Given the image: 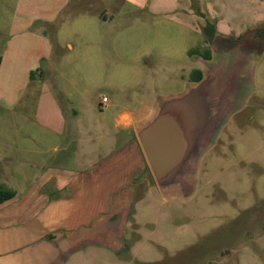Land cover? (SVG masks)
<instances>
[{"label":"rangeland","instance_id":"374dc122","mask_svg":"<svg viewBox=\"0 0 264 264\" xmlns=\"http://www.w3.org/2000/svg\"><path fill=\"white\" fill-rule=\"evenodd\" d=\"M20 1L0 0V90L21 91L26 102L13 105L0 100V162H4L0 174L9 167L8 178L31 184L38 178V134H43L38 127L42 117L38 116V82L5 76L6 69L1 66ZM194 1L196 15L204 18L195 24L197 31L179 24L182 17L178 13L164 18L123 10L107 24L93 15L74 14V19L52 36L54 43L69 41L74 49L60 54L61 63L53 61L57 70L50 79L44 74V79L57 92L69 88L74 94L71 105L77 109L84 99L89 101L93 105L91 120L98 124L102 117L98 105L104 97L114 96L122 103L130 98L141 106L147 99L184 92L193 71L204 67L205 59L199 53L190 54L193 49H210L213 54L234 47L256 56L245 105L202 156L193 198L165 200L156 189L154 200L146 206L136 201L131 207L128 236L134 230L137 236L134 233L126 243L133 249L132 264H264V37L256 35L257 30H264V22L244 27L238 34L230 30L229 37L217 31L214 44H208L204 31L205 18L210 17L207 3L202 13ZM209 20L216 26V21ZM242 35L248 38L239 46H226L225 39L238 40ZM108 41L112 44L109 48ZM110 54L116 61L103 62L100 56ZM66 99V95L61 97L68 105ZM91 135L98 137L97 144L90 145L99 148L100 132L93 130ZM43 149L54 154L51 147ZM128 257L115 259L94 243L65 264H125ZM76 259L80 260L75 263Z\"/></svg>","mask_w":264,"mask_h":264},{"label":"crops","instance_id":"0c3cea01","mask_svg":"<svg viewBox=\"0 0 264 264\" xmlns=\"http://www.w3.org/2000/svg\"><path fill=\"white\" fill-rule=\"evenodd\" d=\"M197 1L202 13L203 4L207 3L209 19L216 21L217 31L224 36L264 22V0ZM194 6V0L19 2L1 66L6 69L5 76L38 82V116H42L38 127L43 134H38V167L31 164L38 168V178H33L31 184L15 183L8 178L9 167L0 174L5 176L0 179V188L16 192L14 198L0 203V264H65L94 243L103 246L115 259L129 256L126 263H135L131 257L133 249L126 243L137 232L134 230L128 236L131 207L136 201L146 206L154 200L157 187L134 125L148 116L153 101L147 99L138 106L130 98L128 103H122L114 96L107 97L109 101L104 107L101 102L98 105L102 117L94 124L90 117L93 105L89 101L84 99L77 109L71 105L74 94L69 88L57 92L44 79V74L50 79L57 70L53 61L61 63L60 54L74 49L69 41L54 43L52 36L58 35L74 19V14L93 15L107 24L114 22L123 10L144 11L164 18L178 13L182 17L179 24L197 31L195 24L204 22V18L196 15ZM209 19L206 17L205 21ZM113 40L115 46L117 41ZM106 44L108 48L112 46L109 41ZM100 57L103 62L111 58L116 61L113 54ZM22 93L0 90V100L25 105ZM63 95L68 105L61 100ZM93 130L100 132L99 148L90 145L94 141L97 144L98 136L91 135ZM44 147H51L54 154Z\"/></svg>","mask_w":264,"mask_h":264},{"label":"water","instance_id":"95a60500","mask_svg":"<svg viewBox=\"0 0 264 264\" xmlns=\"http://www.w3.org/2000/svg\"><path fill=\"white\" fill-rule=\"evenodd\" d=\"M256 56L229 48L203 61V76L184 92L157 97L136 138L163 199L188 200L196 193L202 156L214 146L243 106L253 81Z\"/></svg>","mask_w":264,"mask_h":264},{"label":"trees","instance_id":"16d2710c","mask_svg":"<svg viewBox=\"0 0 264 264\" xmlns=\"http://www.w3.org/2000/svg\"><path fill=\"white\" fill-rule=\"evenodd\" d=\"M203 15V14H201ZM205 34L208 37V44H214V40L217 37V28L215 24H213L210 20L207 21V26L205 27ZM249 35V34H248ZM256 35H259V37H264V30H257ZM248 37L245 35L240 36L238 40H228L225 39L226 41V46L232 47L235 45H240L243 40ZM200 54L205 60H209L212 57V52L210 49H205L204 52L201 51L200 48L198 49H193L190 51V54ZM32 76H35V73L32 74ZM203 73L201 70H196L193 72L192 75V81H199L202 79ZM16 196V192L14 190L8 189V188H0V203H3L5 201H8Z\"/></svg>","mask_w":264,"mask_h":264},{"label":"built area","instance_id":"2783aa9c","mask_svg":"<svg viewBox=\"0 0 264 264\" xmlns=\"http://www.w3.org/2000/svg\"><path fill=\"white\" fill-rule=\"evenodd\" d=\"M108 98L107 97H104L102 100H101V106H105L107 103H108Z\"/></svg>","mask_w":264,"mask_h":264}]
</instances>
